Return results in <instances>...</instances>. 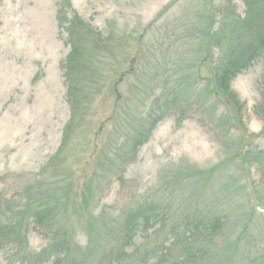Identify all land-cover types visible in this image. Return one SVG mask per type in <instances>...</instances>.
I'll return each instance as SVG.
<instances>
[{
    "label": "rangeland",
    "instance_id": "1",
    "mask_svg": "<svg viewBox=\"0 0 264 264\" xmlns=\"http://www.w3.org/2000/svg\"><path fill=\"white\" fill-rule=\"evenodd\" d=\"M168 1L70 0L78 14L98 30L105 33L112 28L119 34L139 35L138 70L120 85L127 98L143 80L142 74L170 66L179 56L183 58L181 65L200 58V40L192 38V25H205L206 20L196 15L204 12L205 0H181L144 30ZM56 2L0 0V192L7 196L17 194L38 179L40 169L59 145L68 117L59 67L68 47L58 34ZM235 6L242 14V2L235 0ZM217 54L213 51V56ZM210 67V62L206 63L201 73L208 74ZM263 75L264 59H259L231 82L243 103L241 125L237 123V128L245 135L259 133L264 127L253 112L261 99L258 82ZM128 103L121 100L116 105L118 119L112 114L106 128L94 136L99 151L91 155V147L79 146L86 142L83 136L67 151L68 164L77 168L72 178L79 189L78 201L74 203L76 211L68 215L76 244L69 264H98L101 254L115 246L111 228L127 211L146 204L158 205L167 213L168 221L162 231L149 228L146 233L137 234L128 248L134 251L126 258L129 264H154L160 256L155 247L166 240L172 225L182 227L186 220L211 216L224 218L225 226L215 241L207 245L208 252L200 264H264V132L250 143L255 160H249L241 169L231 164L202 176L196 170L215 165L224 152L195 119L178 124L167 117L156 124L136 156L118 167L109 162V157L130 153L126 139L133 134L136 123L122 112L120 105L125 109L127 105L132 107L131 116L135 118H142L149 105L139 99ZM113 106L110 97L101 103L91 120V130L111 114ZM88 157L91 160L84 168ZM85 171L89 180L84 185L80 172ZM46 186L53 189L54 183ZM48 244L47 238L29 231L24 252L1 251L0 264H34L35 254ZM170 258L161 259L160 264H170Z\"/></svg>",
    "mask_w": 264,
    "mask_h": 264
},
{
    "label": "trees",
    "instance_id": "2",
    "mask_svg": "<svg viewBox=\"0 0 264 264\" xmlns=\"http://www.w3.org/2000/svg\"><path fill=\"white\" fill-rule=\"evenodd\" d=\"M239 1L243 4L242 14L236 10L235 0H219L217 4L205 0L204 12H196L198 18L206 20L205 25L201 26L199 22L192 25L194 32L191 37L200 40V58L196 64L188 62L181 65L183 58L179 56L170 66L144 73L143 80L141 78L127 98L120 85L137 69L141 53L139 35L119 34L112 28L104 33L80 16L70 0H57L56 26L59 37L68 47L59 63L68 117L59 145L40 169L38 179L17 194L7 196L0 192V252L9 249L14 250V254H21L25 250L28 232L33 231L49 240L47 247L33 257L34 264L45 261L69 264L70 252L75 250L76 244L68 215L76 211L74 203L78 201L79 189L72 178L77 168L68 164L67 151L79 136L86 138V142L79 146L91 147V155L99 151L94 136L106 128L113 119L112 114L118 119L120 112L116 113V105L121 100L130 103L139 99L143 103L149 102V105L142 118L133 117L132 107L127 105L125 109L120 105L122 112L133 121L135 119L136 123L131 131L133 134L126 139L130 153L109 157L112 165L123 167L129 163L148 140L156 124L167 117L178 124L188 118L195 119L209 139L224 152L223 158L215 165L196 170L202 176H209L231 164L241 169L249 160L257 158L250 149V143L264 132V127L259 133L250 135L237 128V123L241 125L243 103L231 88V82L257 60L264 59V0ZM180 3L181 0H169L144 30L150 29ZM213 51L218 54L213 56ZM110 61L114 63L111 65ZM209 62V73H201L200 70ZM258 86L261 99L253 112L264 122V75ZM198 87L202 89L198 90ZM109 97L115 104L111 114L91 130L92 118ZM89 133L90 138H87ZM90 160L91 157L85 159L84 168ZM87 174V171L84 174L80 172L84 185L89 180ZM118 180L122 182V176L119 175ZM48 183H54V188L47 187ZM158 207L154 204L138 205L127 211L110 230L115 246L101 254L98 264H129L126 258L131 257L134 251H128V248L133 245L137 234L146 233L149 228L153 231L165 228L168 215ZM224 226L225 220L221 216L194 219L192 222L186 220L182 227L172 225L165 243L155 247L161 257L154 264L170 257V264H200L208 252L207 245L215 241Z\"/></svg>",
    "mask_w": 264,
    "mask_h": 264
}]
</instances>
